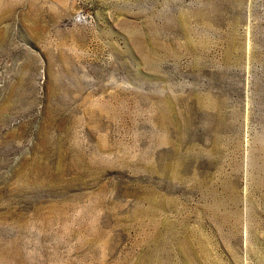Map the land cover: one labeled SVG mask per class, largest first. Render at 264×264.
Masks as SVG:
<instances>
[{
  "label": "rangeland",
  "instance_id": "rangeland-1",
  "mask_svg": "<svg viewBox=\"0 0 264 264\" xmlns=\"http://www.w3.org/2000/svg\"><path fill=\"white\" fill-rule=\"evenodd\" d=\"M6 250L264 264V0H0Z\"/></svg>",
  "mask_w": 264,
  "mask_h": 264
},
{
  "label": "bare ground",
  "instance_id": "bare-ground-1",
  "mask_svg": "<svg viewBox=\"0 0 264 264\" xmlns=\"http://www.w3.org/2000/svg\"><path fill=\"white\" fill-rule=\"evenodd\" d=\"M166 115V114H165ZM160 117V116H159ZM165 120V119H164ZM166 121V120H165ZM164 122V121H163ZM166 124V123H165ZM164 130V129H163ZM161 141L163 144H168V141L167 140V137L166 136H163L161 137ZM58 144V143H56ZM214 145V144H213ZM167 146V145H165ZM174 146V145H173ZM58 147V146H56ZM161 148V147H160ZM75 149V148H74ZM71 150V149H70ZM59 151V150H58ZM61 151H59V156H61L60 154ZM75 157H74V161L77 163L79 160L83 159L85 157V154L80 150V149H76L75 150ZM74 153V154H75ZM97 156L100 157H106L107 155V152L105 149L103 148H99L97 149ZM167 154V153H166ZM166 157V156H165ZM248 157V156H247ZM60 158V157H59ZM156 158V157H155ZM100 159V158H99ZM103 159V158H102ZM172 159V158H171ZM163 160V159H162ZM104 161V160H103ZM101 160H98V163H96L95 161H93L97 166H99L100 168H102V171L104 170V167L102 165H100L101 162H103ZM92 162V164H94ZM100 162V163H99ZM163 162V161H162ZM156 164V163H155ZM160 164V163H159ZM89 166H91V164H89ZM156 166V165H155ZM158 170V169H157ZM171 171L173 172V166H171L170 164H166L164 166V168L162 169V177H163V174L164 173H168ZM155 173H157L156 171H154ZM38 178V177H37ZM41 183L39 181V179H36L34 182H33V186H39ZM148 203L149 205L151 206H154V202L151 200V199H148ZM159 200V199H158ZM138 210V209H137ZM142 213H143V210H139L138 211V214H139V217L141 218L142 217ZM145 214V212H144ZM147 214V213H146ZM137 215V214H136ZM148 215V214H147ZM142 219V218H141ZM144 220V219H143ZM153 222V221H152ZM150 238V236H149ZM181 246V245H180ZM184 248V247H183ZM9 250H6L5 252H3L2 255L6 254L8 255L7 258H5V255L4 256H0V264H11L10 262H8L7 259L13 261V262H19L20 264H26L22 259H20V256L17 254V253H14V254H8ZM1 253V252H0ZM10 253V252H9ZM130 254V253H129ZM128 254V255H129ZM183 254H185V252L183 251ZM142 255V254H141ZM188 255V254H187ZM184 256V255H183ZM186 257V256H185ZM184 258V257H183ZM182 258V263L183 264H191V259L189 258ZM119 259V258H118ZM122 260V259H121ZM193 260V259H192ZM117 264H174L171 260V257H169L168 255L166 254H161L160 252H155L152 251V252H146L145 255L143 254L142 256L140 257H137L136 259H132V258H127L125 259L123 262H116Z\"/></svg>",
  "mask_w": 264,
  "mask_h": 264
}]
</instances>
